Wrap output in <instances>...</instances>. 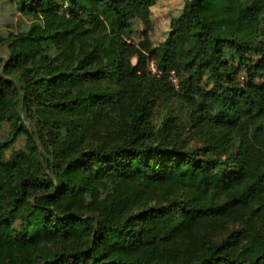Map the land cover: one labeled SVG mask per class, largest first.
<instances>
[{
	"label": "trees",
	"instance_id": "1",
	"mask_svg": "<svg viewBox=\"0 0 264 264\" xmlns=\"http://www.w3.org/2000/svg\"><path fill=\"white\" fill-rule=\"evenodd\" d=\"M13 1L33 21L0 58V264H264L247 240L188 244L234 207L264 217V0H186L155 46L129 33L158 0ZM160 92L191 127L154 123ZM120 104L124 128L95 126Z\"/></svg>",
	"mask_w": 264,
	"mask_h": 264
},
{
	"label": "rangeland",
	"instance_id": "2",
	"mask_svg": "<svg viewBox=\"0 0 264 264\" xmlns=\"http://www.w3.org/2000/svg\"><path fill=\"white\" fill-rule=\"evenodd\" d=\"M186 0H158L151 8V24L146 29L145 24L140 19L132 21V29L129 33V39L139 43L145 38L155 46L164 41L170 31V23L173 17H177L182 12ZM32 18L22 14L13 0H0V58L7 59L9 56V42L13 35L19 31L28 30ZM253 60L258 59L259 55L252 54ZM151 79L154 84H158V89L162 91L177 84V78L172 73L167 79L160 81L159 71L155 64L150 61ZM246 76L242 71L239 80L244 81ZM258 81V80H257ZM178 88V86H176ZM143 89L148 91L149 86L144 85ZM115 111L111 117L105 119V122L96 123V127H102L105 131L118 133L125 127L127 117L126 109L122 104L115 106ZM151 111L154 117V123H159L165 116L174 115L176 125L180 127H191V116L189 110L180 106L178 100L168 98L160 92L152 102ZM10 125L5 122L0 125V141L4 140L9 133ZM64 133V130H62ZM185 140L189 146L199 143L198 138L187 135ZM30 151L27 145V136L20 135L15 142L5 150L3 160L11 162L20 155L27 154ZM245 213V214H244ZM261 236V237H260ZM229 237L231 248L239 249L247 240L251 245L263 248L264 246V217L253 213L244 212L240 207L232 208L229 216L223 219H216L210 224H206L200 229L198 234L188 240L191 253H196L206 249L213 240H220Z\"/></svg>",
	"mask_w": 264,
	"mask_h": 264
}]
</instances>
